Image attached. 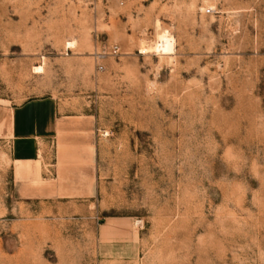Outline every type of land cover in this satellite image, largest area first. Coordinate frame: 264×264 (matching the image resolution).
<instances>
[{
    "label": "rangeland",
    "instance_id": "1",
    "mask_svg": "<svg viewBox=\"0 0 264 264\" xmlns=\"http://www.w3.org/2000/svg\"><path fill=\"white\" fill-rule=\"evenodd\" d=\"M39 97L35 162L0 134V264H264V0H0V104Z\"/></svg>",
    "mask_w": 264,
    "mask_h": 264
},
{
    "label": "crops",
    "instance_id": "2",
    "mask_svg": "<svg viewBox=\"0 0 264 264\" xmlns=\"http://www.w3.org/2000/svg\"><path fill=\"white\" fill-rule=\"evenodd\" d=\"M58 123L57 105L52 97L30 99L10 113L0 104V134L8 125L12 161L17 165H29L37 160L41 145L57 135ZM132 241L130 223L106 221L99 226L98 244L103 247L128 245Z\"/></svg>",
    "mask_w": 264,
    "mask_h": 264
},
{
    "label": "bare ground",
    "instance_id": "3",
    "mask_svg": "<svg viewBox=\"0 0 264 264\" xmlns=\"http://www.w3.org/2000/svg\"><path fill=\"white\" fill-rule=\"evenodd\" d=\"M156 42L153 46V48L157 51H160L162 54H170L173 49V39L167 36V34H158L156 38ZM69 44V43H68ZM71 45V44H70ZM68 45V46H70ZM143 52H146V48H142ZM34 70L36 72L41 71V67H35Z\"/></svg>",
    "mask_w": 264,
    "mask_h": 264
},
{
    "label": "built area",
    "instance_id": "4",
    "mask_svg": "<svg viewBox=\"0 0 264 264\" xmlns=\"http://www.w3.org/2000/svg\"><path fill=\"white\" fill-rule=\"evenodd\" d=\"M208 12V11H207Z\"/></svg>",
    "mask_w": 264,
    "mask_h": 264
}]
</instances>
